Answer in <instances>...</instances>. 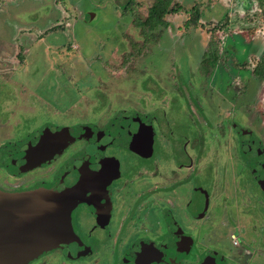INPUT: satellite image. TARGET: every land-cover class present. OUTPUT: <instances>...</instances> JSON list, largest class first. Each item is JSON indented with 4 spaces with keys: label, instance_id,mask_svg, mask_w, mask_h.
<instances>
[{
    "label": "flooded vegetation",
    "instance_id": "af4514ba",
    "mask_svg": "<svg viewBox=\"0 0 264 264\" xmlns=\"http://www.w3.org/2000/svg\"><path fill=\"white\" fill-rule=\"evenodd\" d=\"M35 43L32 52L31 43L17 37L0 42V87L12 88L0 89L2 253L11 211L33 199L51 202L66 222L65 239L23 264H264V145L240 125L236 90H222L232 106L216 122L217 106L204 87L196 104L184 102L196 129L192 139L170 135L161 120L152 129L140 124V115L158 108L146 105L144 96L105 115L110 95H91L94 110L85 117L73 113L80 123H67L63 93L48 92L41 79L46 45ZM25 64L23 80H11L15 66ZM156 90L173 92L169 82ZM11 115L22 116L26 131L10 129ZM207 139L216 147L210 155ZM114 146L129 158L122 161L110 151ZM8 238L6 252L15 255V233Z\"/></svg>",
    "mask_w": 264,
    "mask_h": 264
},
{
    "label": "rangeland",
    "instance_id": "374dc122",
    "mask_svg": "<svg viewBox=\"0 0 264 264\" xmlns=\"http://www.w3.org/2000/svg\"><path fill=\"white\" fill-rule=\"evenodd\" d=\"M125 1L0 0V42L17 37L22 42L31 43L32 52L38 45L35 42H44L45 71L41 79L47 82L48 92L52 89L53 93H63L61 105L69 112V116L64 114L70 121L67 123H80L78 117L71 115L73 113L85 117L94 110L91 95L96 98L110 95L111 106L105 115L123 102L139 104V97L144 96L146 105L158 108L140 115V124L147 123L152 129L158 126L157 120H161L168 125L170 135L192 139L196 129L189 120L191 116L184 111L187 108L190 112L184 102L187 100L192 106L196 104L200 98L199 90L204 87L208 91L207 99L212 100L211 105L218 109L213 121H219L232 106V102L224 97L229 85L239 95L240 125L252 129L264 145V81L244 86V71L251 73L264 51V14L257 9L255 1L174 0L180 3V10L166 15L168 25L157 30L161 32L157 43H144L139 27L135 25L136 18L146 17L154 0H136L135 13L128 15L122 14ZM195 4L200 10L199 25L187 28L183 22ZM225 18L227 21L223 23ZM20 30L29 34H20ZM38 33L43 34V39L36 38ZM211 35L221 45L230 40L235 46L247 50L250 46V49L246 60L239 66L234 58L221 54L214 73L204 78L200 62ZM242 54L236 59L242 60ZM15 67L11 80L22 81L28 64ZM165 82H169L174 93L166 90L157 93L156 89H161ZM2 88L6 86L1 85ZM185 89L191 90L187 99L180 95ZM151 93L155 99L151 98ZM155 100L157 103H153ZM96 104L99 106L100 102ZM24 115L23 119L29 122L34 113ZM152 116L156 119L152 120ZM146 118L151 120L147 122ZM21 119L22 116H7L8 124L12 126L10 129L19 133L26 131L25 127H20ZM247 137L252 138L249 135L245 139ZM208 139L203 143L210 155L216 147L213 148ZM111 150L118 153L122 161L129 158L125 149L114 146ZM190 151L188 149V153Z\"/></svg>",
    "mask_w": 264,
    "mask_h": 264
},
{
    "label": "trees",
    "instance_id": "16d2710c",
    "mask_svg": "<svg viewBox=\"0 0 264 264\" xmlns=\"http://www.w3.org/2000/svg\"><path fill=\"white\" fill-rule=\"evenodd\" d=\"M257 6V9L260 10L261 13L264 14V0H254ZM138 6V2L136 0H126L122 7V14H134L135 8ZM180 10V3L174 0H154L150 5L147 11V15L144 19L136 18L135 25L139 27L140 33L142 35L144 43H157L160 40L161 32L157 30L160 27H167L168 20H166V15L177 13ZM227 18L223 23H226ZM200 20V10L198 5L195 4L188 12V17L184 20L183 26L198 27V23ZM242 46L234 45L230 40L221 45L220 41H217L215 36L211 35L208 45L206 46V51L203 54V58L200 62V70L205 77L211 75L214 72L216 67V62L221 57V54H224L226 57L230 56L234 58L237 66L243 64L246 60V56L249 52V49L242 47V51L240 50ZM243 53V54H242ZM238 54L243 55L242 60H238ZM227 59V58H226ZM225 59V60H226ZM245 72V87L250 84V82H263L264 81V51L258 57L251 73L249 71ZM243 72V75H244ZM204 82V81H203ZM249 82V83H248ZM253 85V84H252ZM228 86V85H227ZM226 86V87H227ZM249 87V86H248ZM243 94V90L241 91ZM248 94V91L247 93Z\"/></svg>",
    "mask_w": 264,
    "mask_h": 264
},
{
    "label": "water",
    "instance_id": "95a60500",
    "mask_svg": "<svg viewBox=\"0 0 264 264\" xmlns=\"http://www.w3.org/2000/svg\"><path fill=\"white\" fill-rule=\"evenodd\" d=\"M262 184L264 185V180ZM49 205L51 202L47 205L46 203L37 204L32 199L28 200L25 207L18 208L20 211H11L14 222L11 228L15 233V255L6 252L8 242H12L8 236L13 233L11 228L7 231V226L4 233H1V240L6 245V251L2 253L0 250V264H23L41 251L55 247L65 239L63 234L66 222L57 211L54 213Z\"/></svg>",
    "mask_w": 264,
    "mask_h": 264
}]
</instances>
